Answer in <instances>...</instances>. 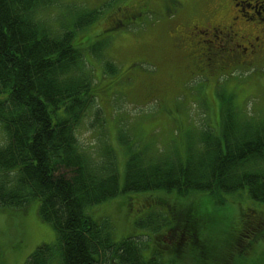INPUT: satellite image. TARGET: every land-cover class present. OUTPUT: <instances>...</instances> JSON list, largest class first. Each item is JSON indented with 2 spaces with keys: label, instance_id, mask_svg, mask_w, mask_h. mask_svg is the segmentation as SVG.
<instances>
[{
  "label": "trees",
  "instance_id": "1",
  "mask_svg": "<svg viewBox=\"0 0 264 264\" xmlns=\"http://www.w3.org/2000/svg\"><path fill=\"white\" fill-rule=\"evenodd\" d=\"M62 4L0 0V207L23 209L39 200L40 218L57 231L56 242L39 245L25 264H166L156 255L146 258L137 236L116 241L110 222L87 212L120 191L246 189L264 202V118L242 115L230 95L223 98L219 133L207 125L191 138L185 157L179 150L139 149L128 137L121 186L115 149L102 142L91 151L78 133L90 113L103 130L93 68L76 41L101 10L72 2L63 6L65 15ZM117 23L125 24L112 19L108 29ZM105 62L117 71L114 61ZM198 213L189 218L194 231Z\"/></svg>",
  "mask_w": 264,
  "mask_h": 264
},
{
  "label": "rangeland",
  "instance_id": "2",
  "mask_svg": "<svg viewBox=\"0 0 264 264\" xmlns=\"http://www.w3.org/2000/svg\"><path fill=\"white\" fill-rule=\"evenodd\" d=\"M135 1L61 0L59 11L67 15L63 6L72 2L101 10L93 24L78 32L76 41L82 42L84 57L93 68L103 130L92 125L90 113L78 133L81 144L91 151L102 142L115 149L121 186L128 137L139 149L179 150L185 157L191 138L197 140L207 125L216 128L225 93L242 115L264 118V66L232 67L223 79L211 74L203 88L200 77L189 71L188 59L180 62L182 53L167 35L177 24L167 20L155 0L136 20L108 29L118 6ZM195 1L196 17L229 7L228 0ZM239 3L246 11L255 6L264 17V0ZM51 13L55 18L54 8ZM106 58L116 63V72H111ZM219 78L220 88L215 85ZM4 140L0 132V144ZM38 207L39 200L23 209L0 207V264H25L39 245L56 242L57 231L40 218ZM189 209L190 217L196 212L201 216L196 231L189 223ZM87 212L97 221L108 220L116 241L137 236L146 258L156 255L166 264H264V202L253 199L246 189L216 194L120 191ZM189 232L202 242L190 238Z\"/></svg>",
  "mask_w": 264,
  "mask_h": 264
},
{
  "label": "flooded vegetation",
  "instance_id": "3",
  "mask_svg": "<svg viewBox=\"0 0 264 264\" xmlns=\"http://www.w3.org/2000/svg\"><path fill=\"white\" fill-rule=\"evenodd\" d=\"M155 2L163 6L167 20L177 24L169 27L167 35L172 38L173 48L182 53L180 62L188 59L186 65L190 67L189 71L200 79L204 78L203 88L212 75L218 74L221 78L228 75L229 68L264 66V17L255 6L249 5L246 11L241 8L239 0H228V8H221L222 11L213 9L202 18L196 17L199 11L195 0ZM150 4L151 0H137L133 5H124L118 9L114 19L123 22L136 20L149 9ZM206 35L210 39L203 38ZM221 78L215 80L217 87ZM196 215L197 212L193 216ZM189 233L190 238L195 237L198 242V236ZM180 238L182 241L184 236Z\"/></svg>",
  "mask_w": 264,
  "mask_h": 264
}]
</instances>
